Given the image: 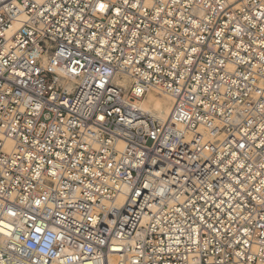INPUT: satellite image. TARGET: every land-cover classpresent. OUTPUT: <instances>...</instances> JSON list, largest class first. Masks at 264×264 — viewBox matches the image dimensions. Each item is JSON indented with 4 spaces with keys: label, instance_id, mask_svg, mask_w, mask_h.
Returning <instances> with one entry per match:
<instances>
[{
    "label": "built area",
    "instance_id": "2783aa9c",
    "mask_svg": "<svg viewBox=\"0 0 264 264\" xmlns=\"http://www.w3.org/2000/svg\"><path fill=\"white\" fill-rule=\"evenodd\" d=\"M0 264H264V0H0Z\"/></svg>",
    "mask_w": 264,
    "mask_h": 264
},
{
    "label": "bare ground",
    "instance_id": "6f19581e",
    "mask_svg": "<svg viewBox=\"0 0 264 264\" xmlns=\"http://www.w3.org/2000/svg\"><path fill=\"white\" fill-rule=\"evenodd\" d=\"M120 83L125 85L127 84V81L124 80ZM136 105L143 112L150 114L156 120L163 122L171 110L172 101L167 95L156 97L153 92H148L144 98L137 101ZM152 106H154L153 109Z\"/></svg>",
    "mask_w": 264,
    "mask_h": 264
},
{
    "label": "rangeland",
    "instance_id": "374dc122",
    "mask_svg": "<svg viewBox=\"0 0 264 264\" xmlns=\"http://www.w3.org/2000/svg\"><path fill=\"white\" fill-rule=\"evenodd\" d=\"M154 95H155L156 97H160V96L162 97V96H163V95H159V94H155V93H154ZM143 100H144V99H143ZM143 100H142V102H143ZM144 106H145V105H144ZM153 107H154V106H152V109H153Z\"/></svg>",
    "mask_w": 264,
    "mask_h": 264
},
{
    "label": "snow or ice",
    "instance_id": "6c2138e0",
    "mask_svg": "<svg viewBox=\"0 0 264 264\" xmlns=\"http://www.w3.org/2000/svg\"><path fill=\"white\" fill-rule=\"evenodd\" d=\"M100 7H101V9H103L104 8V5H101Z\"/></svg>",
    "mask_w": 264,
    "mask_h": 264
}]
</instances>
